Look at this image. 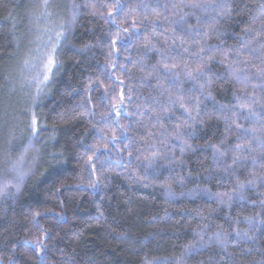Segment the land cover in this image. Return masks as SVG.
I'll list each match as a JSON object with an SVG mask.
<instances>
[{"label": "trees", "instance_id": "obj_1", "mask_svg": "<svg viewBox=\"0 0 264 264\" xmlns=\"http://www.w3.org/2000/svg\"><path fill=\"white\" fill-rule=\"evenodd\" d=\"M50 3L26 87L0 0V264H264V0Z\"/></svg>", "mask_w": 264, "mask_h": 264}, {"label": "rangeland", "instance_id": "obj_2", "mask_svg": "<svg viewBox=\"0 0 264 264\" xmlns=\"http://www.w3.org/2000/svg\"><path fill=\"white\" fill-rule=\"evenodd\" d=\"M35 2V5H37V2L39 1L40 3V10H36V12L30 15V32L31 34L34 36V45L32 46V49L30 50L29 54L30 56L32 55L33 57V62L29 64V62H26L24 64L21 65V61L20 63L18 62L17 64V68H19V72H18V77L20 79V81L26 82L28 81L26 87L31 83H33L34 81L32 79L29 80L30 77L34 76V74L41 72L42 70H45V75L48 74V72H50L51 67H52V61L51 63H49V61L51 60L50 57L46 58V59H42L41 64H39L38 61V56L40 53H46V49L48 45H50V42L53 39V36L56 32V25L55 20L53 19L54 16H50L51 18L48 17V6L51 4V0H33ZM40 14H39V13ZM39 14V15H38ZM56 21L59 20L58 15H56ZM50 28V29H47ZM52 55L51 53L49 54V56ZM44 55H41V57ZM50 59V60H49ZM46 60V63H45ZM36 63H38V68H36ZM41 69V71H40ZM43 72V71H42Z\"/></svg>", "mask_w": 264, "mask_h": 264}, {"label": "snow or ice", "instance_id": "obj_3", "mask_svg": "<svg viewBox=\"0 0 264 264\" xmlns=\"http://www.w3.org/2000/svg\"><path fill=\"white\" fill-rule=\"evenodd\" d=\"M49 63H51V60L49 61ZM238 147H239V145H238Z\"/></svg>", "mask_w": 264, "mask_h": 264}]
</instances>
